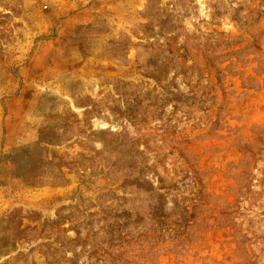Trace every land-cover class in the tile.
Masks as SVG:
<instances>
[{
	"label": "rangeland",
	"instance_id": "obj_1",
	"mask_svg": "<svg viewBox=\"0 0 264 264\" xmlns=\"http://www.w3.org/2000/svg\"><path fill=\"white\" fill-rule=\"evenodd\" d=\"M0 264H264V0H0Z\"/></svg>",
	"mask_w": 264,
	"mask_h": 264
}]
</instances>
